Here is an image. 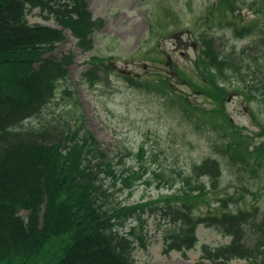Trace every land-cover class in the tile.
Returning a JSON list of instances; mask_svg holds the SVG:
<instances>
[{"label":"trees","instance_id":"obj_1","mask_svg":"<svg viewBox=\"0 0 264 264\" xmlns=\"http://www.w3.org/2000/svg\"><path fill=\"white\" fill-rule=\"evenodd\" d=\"M243 4L244 0H217L219 11L214 24L231 27L239 38L255 35L262 45L250 56L245 51L241 55L234 51L224 54L208 45L198 67L212 84L215 98L221 99L225 92L216 81L226 77V70L241 76L242 92L249 99L260 97L262 101L264 83L248 77L254 73L251 66L264 59V22L253 17L254 13L252 19L236 14ZM28 7L52 11L84 50L91 48L95 27L87 0H0V94L7 98L3 107L8 109L0 117V264H13L15 260L38 263L53 240L63 244V253L53 264H132L137 230L144 223L141 213L148 205H127L116 199L112 188L120 182L131 194L143 175L126 169L118 153L103 147L82 127L75 129L69 124L61 134L55 130H9L53 97L56 82L65 77L71 63L70 57L61 61L42 59L63 40V31L30 26ZM37 63L39 67L34 68ZM261 68L257 71L262 74ZM189 108L198 126L206 125L221 136V142L214 146V154L221 160L240 170L246 169V164L260 163L264 144L249 152L245 136L231 131L222 112L217 118V112L204 113L207 120L199 109ZM212 120L220 122L213 129L209 125ZM220 159L210 156L202 165H195L179 189L157 201L172 226L165 236L164 251L168 254L195 248L198 228L204 224L216 227L230 241L218 247L205 244L200 260L194 264H228L235 259L264 264V222L250 221L241 210H226L230 195L217 197L215 208L200 212L203 205L210 204L209 194L220 185ZM202 177L205 184L200 181ZM23 211L27 214L21 215ZM248 227L254 229L253 244L244 241Z\"/></svg>","mask_w":264,"mask_h":264},{"label":"rangeland","instance_id":"obj_2","mask_svg":"<svg viewBox=\"0 0 264 264\" xmlns=\"http://www.w3.org/2000/svg\"><path fill=\"white\" fill-rule=\"evenodd\" d=\"M215 2L89 0L94 20H102L100 28L97 29L98 24L95 27L94 49L83 51L77 44V38L69 30L65 31V39L46 57L61 58L66 54L73 56L67 79L60 84L57 98L49 104L45 115L24 123L25 128L32 125L40 128L48 122L62 126L74 116L84 118L87 129L106 148L116 153L119 148L134 153L124 158V166L143 175L142 181L134 186L131 194L119 182L113 188L116 199H122L128 204L148 205L141 213L144 223L137 230L133 264H193L201 257L205 244L217 247L228 242V238L219 229L202 224L198 228L199 241L195 248L169 254L164 251L165 236L172 226L161 211L162 203L157 201L170 191L179 189L193 166L213 155L214 146L221 142V136L206 125L196 127L180 111L182 108L174 106L172 101L176 95L170 88L163 92L168 93L165 96L159 93L157 85H151L148 92L127 81L130 75L152 82L166 79L184 101L189 98L201 108L209 106L208 110L216 109L218 103L215 100L209 105L202 93L195 91H207L216 99L212 91L207 89L208 86L201 84L202 78L197 75L195 68L201 53L200 40L203 35L214 37L216 44L220 41L224 54L235 51L241 55L246 50L250 56L262 42L255 35L236 38L232 29L227 27L211 24L209 28L204 23L208 17L206 10L208 13L217 11ZM253 4H259L263 10L258 16L263 23L264 0H244L236 14L244 19L250 18V6ZM27 19L31 25L59 28L55 15L38 8L28 11ZM93 56L106 59V63L113 68L104 71L99 85L90 88L87 79L81 78V72L89 67ZM259 63L262 74L257 72L248 79L256 77L255 82H264V59H259ZM185 74L188 81L183 77ZM231 81L233 84L228 82L225 85L229 90L225 96L226 112L234 124L243 128L242 132L248 135L251 146L253 143L264 142V99H249L243 92L233 90L234 83L240 81L239 75H232ZM66 86L70 87L68 94L64 92ZM213 123L220 122L213 120ZM141 148L144 153L139 158L136 154ZM259 153L255 151V154ZM222 163L220 186L217 191L209 194L210 204L203 205L200 212L209 207L215 208L218 205L216 198L228 193L238 199V203H230L231 207L248 210L257 216V221H264V167H255L250 163L246 169L240 170L225 159H222ZM109 182L112 184L111 180ZM244 241L251 244L255 242L253 227H248ZM61 248L62 243L59 242L48 246L42 259L32 264H53L55 261L52 262V254ZM13 264L21 262L18 260ZM229 264L249 263L237 259Z\"/></svg>","mask_w":264,"mask_h":264}]
</instances>
